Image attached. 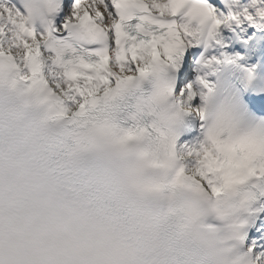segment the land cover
<instances>
[{
	"label": "snow or ice",
	"instance_id": "obj_1",
	"mask_svg": "<svg viewBox=\"0 0 264 264\" xmlns=\"http://www.w3.org/2000/svg\"><path fill=\"white\" fill-rule=\"evenodd\" d=\"M0 264H264V0H0Z\"/></svg>",
	"mask_w": 264,
	"mask_h": 264
}]
</instances>
